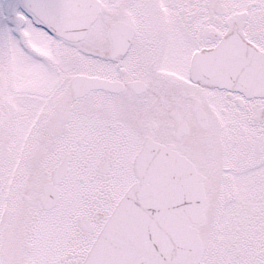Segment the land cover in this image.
I'll list each match as a JSON object with an SVG mask.
<instances>
[{"label":"snow or ice","instance_id":"obj_1","mask_svg":"<svg viewBox=\"0 0 264 264\" xmlns=\"http://www.w3.org/2000/svg\"><path fill=\"white\" fill-rule=\"evenodd\" d=\"M0 264H264V0H0Z\"/></svg>","mask_w":264,"mask_h":264}]
</instances>
